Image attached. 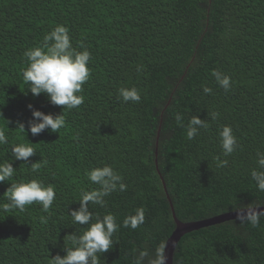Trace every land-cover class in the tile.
I'll return each mask as SVG.
<instances>
[{"label":"trees","instance_id":"16d2710c","mask_svg":"<svg viewBox=\"0 0 264 264\" xmlns=\"http://www.w3.org/2000/svg\"><path fill=\"white\" fill-rule=\"evenodd\" d=\"M58 24L69 29L74 47L82 51L83 41L90 51L91 77L83 104L65 112L59 134L46 129L33 136L28 105L54 116L62 106L43 93L25 94L23 53ZM214 69L231 78L230 91L218 87ZM202 85L213 94H204ZM121 87H135L141 102L118 100ZM213 111L220 114L214 122ZM177 112L185 124L198 115L210 127L188 140L176 126ZM225 125L239 144L228 157L218 138ZM0 126L9 137L0 162L11 159L12 144L33 143L36 150L27 165L11 159L16 170L0 183V206L11 183L39 179L56 191L46 213L37 204L23 212L0 209V264H49L66 255L68 235L87 227L72 225L68 214L79 208L82 190L97 187L85 171L105 164L127 190L107 197V208L90 211L111 212L121 225L135 209L146 211L137 229L120 227L119 242L100 264H133L141 250L148 264L177 228L163 181L183 223L236 212V204L264 208V192L250 176L257 150L264 151V0H0ZM43 161L32 173L31 164ZM173 264H264V217L258 228L234 219L184 236Z\"/></svg>","mask_w":264,"mask_h":264},{"label":"clouds","instance_id":"9594fccd","mask_svg":"<svg viewBox=\"0 0 264 264\" xmlns=\"http://www.w3.org/2000/svg\"><path fill=\"white\" fill-rule=\"evenodd\" d=\"M78 50L74 47L69 34V29L58 24L43 35L42 41L34 47H30L23 53V58L27 66L22 69V79L27 85L26 92H31L33 96L44 94L49 102L55 106H62V112L58 115L45 114L42 111L33 109V119L28 121V131L33 136H37L43 131L50 130L58 133L66 126L65 112L76 109L84 102L83 85L91 77V69L88 67L91 59L90 51L85 47L83 41L79 43ZM139 71V69H138ZM218 87L225 92L231 90V78L218 69L211 72ZM203 93L213 94L212 88L202 85ZM117 99L124 103H140L141 96L135 87L118 89ZM218 112L208 114L209 120L216 121L219 117ZM176 126L186 132V138L193 140L201 129H208V120H201L198 115H192L187 124L184 123L182 113H174ZM10 121H7V125ZM8 127V126H7ZM20 133L26 134L25 125L17 122ZM219 144L222 154L225 157L231 156L239 148L238 139L234 135L233 129L229 125L223 126L218 130ZM9 137L4 127L0 126V146L8 145ZM33 143L22 142L10 146L11 159L28 163L29 158L36 154L32 146ZM10 160L0 162V183L10 181L13 178L16 168L12 166ZM43 162H35L30 166L32 173H38ZM223 166L228 165V160L222 161ZM87 180L97 187L92 190H82L79 194V208L71 210V224L87 226L82 233L68 235L71 247L65 248L66 255L56 256L49 259V264H100L102 254L108 252L119 242L114 239L120 227L133 230L140 227L145 222V208L140 207L134 210V214L127 215L122 225L117 223L116 216L107 212L101 215L98 212L90 211V206L107 208L109 197L114 192H124L127 185L123 182V177L113 169L112 166L105 164L102 167H95L85 171ZM250 176L258 192H264V151L257 150L255 157V167L250 170ZM6 203L0 206L5 212L11 210L25 211L26 206L37 204L41 206L43 212H48L53 205L56 191L53 185L45 184L39 179L30 181H20L11 183L4 193ZM260 205H241L236 204L233 210L236 211V219L240 225L248 224L252 228L260 226L261 218L264 217V210L258 211ZM166 242H161L155 249V254L149 259L148 264H167ZM146 251L141 250L135 257L133 264H143Z\"/></svg>","mask_w":264,"mask_h":264},{"label":"water","instance_id":"95a60500","mask_svg":"<svg viewBox=\"0 0 264 264\" xmlns=\"http://www.w3.org/2000/svg\"><path fill=\"white\" fill-rule=\"evenodd\" d=\"M160 130L158 133L157 150H158V145H159ZM156 155H158V152L156 153ZM156 165L158 168V160L157 159H156ZM163 186H164V190H165L167 197L169 199V202H170V206H171V210H172V214H173V219H174L176 226H177L173 235L167 241V247H166V256L168 257L167 264H173L175 250L177 248V245L179 244V242L181 241V239L184 236H186L190 233H193L195 231H199L203 228L212 227V226L219 225V224H222L224 222L236 219L237 213L232 212V213L223 214V215H220V216H217L215 218L205 220V221L193 222V223H183L177 218V215H176V212L174 209V205L171 202V199L168 195V190H167V187H166V184L164 183V181H163ZM257 210L261 211V210H264V208H260Z\"/></svg>","mask_w":264,"mask_h":264}]
</instances>
